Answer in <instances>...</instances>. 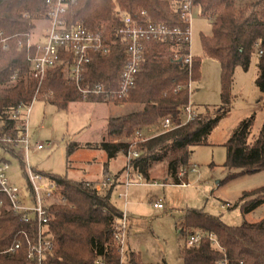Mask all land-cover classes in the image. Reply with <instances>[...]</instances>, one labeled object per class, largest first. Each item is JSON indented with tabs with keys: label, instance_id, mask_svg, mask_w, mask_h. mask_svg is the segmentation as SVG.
I'll use <instances>...</instances> for the list:
<instances>
[{
	"label": "trees",
	"instance_id": "trees-1",
	"mask_svg": "<svg viewBox=\"0 0 264 264\" xmlns=\"http://www.w3.org/2000/svg\"><path fill=\"white\" fill-rule=\"evenodd\" d=\"M47 1L0 0V155L3 160H7L4 155L18 159L25 175L27 165L18 140L25 133L26 119L15 117V112L29 107L35 100H42L59 110H66L70 104L79 102L143 106L139 112L109 118L106 125L108 137L128 138L134 133L158 127L161 121L170 117L174 123L171 131L162 133L160 130L158 135L136 144L138 157L132 161V166L136 173L149 181L155 166L165 165V181L172 185H181L179 174L189 169L192 148L207 145L214 129L230 112V91L236 68L248 71L254 55L258 57L255 85L264 103V0L243 6H238L236 0H192L193 9L198 8L201 16L213 18V34L203 40V51L207 57L220 63L223 105L220 109H212L213 113L209 109L199 112L185 124L182 113L190 103L188 84L190 80H199L200 61L194 57L190 73L186 65L175 60L174 44L149 42L136 86L122 99L106 96L84 99L68 76L71 57H64L62 63L50 69L40 86L31 79L27 42L35 29V22L47 20ZM180 1L73 0L64 16L66 24L82 23L88 31L100 34L110 44L106 54L92 55L86 66L84 84L101 83L110 89L118 88L128 61L127 46L116 34L123 25L124 15L145 12L155 25L185 29L176 4ZM2 39H8L6 49H3ZM30 49L33 53L35 47ZM186 52L185 49L180 51L181 56ZM14 76L18 78L17 83L11 82ZM252 125L253 118L240 122L225 144V167L239 171V175L264 172V124L250 144ZM131 146L132 143L127 141L86 144L87 148L105 151L108 160L120 154L126 156ZM79 147L77 143H71L68 155ZM39 174L56 183L60 193V201L50 207L52 219L46 229V236L52 237L54 242L53 251L40 263L28 260L30 249L21 233L27 232L30 240L36 242L37 221H23L22 216L14 213L9 199L0 195L3 201L0 264H94L97 260L106 264H144L134 252L126 251L122 258L113 242L114 223L122 212L112 202V195L120 185L121 172L115 175L106 173L103 186L109 185L110 188L105 195L97 189V182ZM242 200L245 201V214L260 207L264 209V187L244 193ZM179 225V233L185 239L195 232L204 235L198 246L181 249V264H264V212L257 222L229 227L201 210H187ZM210 235L217 244L209 240ZM18 242H21L20 248L9 252Z\"/></svg>",
	"mask_w": 264,
	"mask_h": 264
},
{
	"label": "rangeland",
	"instance_id": "rangeland-1",
	"mask_svg": "<svg viewBox=\"0 0 264 264\" xmlns=\"http://www.w3.org/2000/svg\"><path fill=\"white\" fill-rule=\"evenodd\" d=\"M255 0H236L238 6ZM50 29L46 19L35 22L31 32V44L43 41ZM213 34V18L201 16L194 8L190 26L191 54L200 61V78L192 83L189 101L198 112L206 109H220L223 105L220 63L205 55L203 40ZM258 57L253 56L248 71L236 68L230 91V112L219 122L208 139V144L192 148L189 169L181 182L188 186L167 184L166 166H155L149 181L144 185L118 187L112 202L124 212V202L119 192L128 196L126 233V251L134 252L144 264H181V249L186 246L185 237L179 233L181 217L187 210H201L218 218L229 227L241 226L244 222H257L263 217V207L245 214L242 200L244 193L264 187V172L251 175H239L237 170H228L226 142L232 132L245 119L253 118L249 143H253L264 124V103L262 95L255 85L258 74ZM24 113L29 138V148L22 145L24 163L35 172L67 177L74 181L99 183L101 194L110 188L104 185L107 170L115 173L126 166V156L120 154L116 160L106 166L108 156L105 151L87 148L86 144L102 141H127L133 145L151 138L159 132L145 130L143 137L136 134L130 137H108L106 125L108 118H118L139 112L143 106L137 104H91L72 103L66 110L35 100ZM25 109L24 112H26ZM183 121L187 117L182 113ZM163 121L155 128L162 130ZM77 143L80 147L68 155V146ZM37 144L43 149L38 150ZM136 146V145H135ZM135 150V147H134ZM10 162L8 172L12 184L18 186L21 194L27 195V178L18 159L4 155ZM123 168V171L125 169ZM196 166V171L191 172ZM123 180L125 172L122 173ZM134 178H136L134 176ZM29 202V200H28ZM162 205L155 208L154 204ZM227 205V208H223Z\"/></svg>",
	"mask_w": 264,
	"mask_h": 264
},
{
	"label": "built area",
	"instance_id": "built-area-1",
	"mask_svg": "<svg viewBox=\"0 0 264 264\" xmlns=\"http://www.w3.org/2000/svg\"><path fill=\"white\" fill-rule=\"evenodd\" d=\"M73 0H48L47 1V20L50 23V29L43 41L31 44V40L27 42L28 62L30 64V77L38 82L39 86L46 78L47 72L63 62L64 57H71V62H68V76L71 82L76 86L84 99L90 96H106L108 98L122 99L129 95L135 88L138 74L144 61V53L149 42H161L174 44L173 55L177 62H182L189 68L191 73L194 57L191 54L190 43V26L193 12V1L182 0L178 3V13L180 14L182 23L185 29L177 27L170 29L167 26L155 25L150 17L141 12L135 16L124 15L122 17L123 25L117 29L116 34L127 46L128 61L121 75L119 86L117 89H110L103 84H84L86 66L90 63L92 55L96 53L106 54L110 49L105 39L100 34H95L86 29L84 24L77 23L68 26L64 20V16ZM2 33L0 32V36ZM8 39H2L3 49L7 48L6 42ZM31 47H35L31 53ZM183 49L187 52L181 56L180 51ZM261 54V52H260ZM65 59V58H64ZM65 61V60H64ZM12 83H17L18 78L14 76ZM192 80L188 84L189 93L192 88ZM25 109L26 112H24ZM30 109L23 107L15 112L16 116H24V113L29 114ZM186 121L184 124L193 120L199 113L190 103L185 107ZM27 127V126H26ZM174 128L173 120L168 117L163 121L162 133L171 131ZM139 138L143 137L142 133L136 134ZM144 138V137H143ZM147 140L143 139V141ZM18 143L29 148V138L27 128L23 137L18 140ZM136 145V144H135ZM135 145L132 144L130 151L126 155L127 164L125 166V180L123 185L126 187L132 185H144L147 182L144 177L135 172L132 166V161L138 157V152L134 150ZM37 149H43L41 144H37ZM26 169L29 189L27 195L21 194L18 186L11 183L8 172L11 164L7 160H3L0 155V195H5L12 204L14 213L22 216V220L29 222L36 220L39 226L36 242L30 240L27 232H22V238L26 240L30 249L28 260L32 263H40L42 259L53 251L54 242L52 237L46 236V229L52 219L50 207L60 201V193L56 183L49 178L34 172L28 164ZM196 171V166L192 167L191 172ZM187 171H181L180 178L186 175ZM134 176L136 178H134ZM181 185L188 186L182 182ZM99 186H97V189ZM119 199L124 202V212L114 223L113 242L118 247V252L123 258L126 254V233L128 226L127 205L128 196L126 192L118 193ZM29 200V202H28ZM3 206V201L0 199V211ZM155 208H162L161 204L155 203ZM223 205V208H227ZM204 239V235L200 232H195L189 235L186 239V246H198ZM209 240L213 244H217L213 235L209 236ZM21 246L18 242L12 247L9 252H15ZM94 264H106L102 260H97ZM220 264H227L222 262Z\"/></svg>",
	"mask_w": 264,
	"mask_h": 264
},
{
	"label": "crops",
	"instance_id": "crops-1",
	"mask_svg": "<svg viewBox=\"0 0 264 264\" xmlns=\"http://www.w3.org/2000/svg\"><path fill=\"white\" fill-rule=\"evenodd\" d=\"M121 106H122V105H121ZM108 119H109V118H108ZM149 129H155L156 131H159V128H149ZM147 130H148V129H147ZM105 131H106V130H105ZM144 131H145V130H144ZM144 131H142V134L144 133ZM106 134H107V131H106ZM158 134H159V133H158ZM158 134H157V135H158ZM155 136H156V135H155ZM153 137H154V136H153ZM114 160H116V158H115V159H112V160H108V163H106V166L109 167V164H110L112 161H114ZM124 166H125V165H123L122 168H121L120 170H118L117 172H115V173H111V172H109L108 170H107L106 173H108V174H110V175H115V174L121 172V175H122V171H123ZM124 180H125V179H124ZM124 180H123L122 176H120V178H119V183H120V185H119L118 187L123 186ZM118 187H117V188H118Z\"/></svg>",
	"mask_w": 264,
	"mask_h": 264
}]
</instances>
